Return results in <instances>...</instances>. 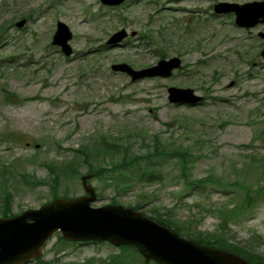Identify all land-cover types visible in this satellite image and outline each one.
<instances>
[{
    "label": "rangeland",
    "instance_id": "rangeland-1",
    "mask_svg": "<svg viewBox=\"0 0 264 264\" xmlns=\"http://www.w3.org/2000/svg\"><path fill=\"white\" fill-rule=\"evenodd\" d=\"M254 1L262 0H125L116 7L99 0H0V29L5 27L0 32V168L8 167L14 180L9 178L11 214L37 209L52 198L48 186H29L20 174L47 180L45 164L75 161L83 176L90 173L75 152L80 147L117 142L127 148L115 149L112 161L119 162L125 152L129 158L146 153L158 138L167 152L189 150L192 179L212 175L225 187L209 184L202 193L186 189L179 161L165 156L157 160L162 176L155 182L117 189L116 181L105 185L91 177L97 194L91 206L129 207L145 194L139 212L159 209L192 236L215 233L218 220L212 214L228 201L223 194L234 190L231 184L264 185L260 163L250 160L264 156V39L259 37L264 23L240 28L232 13L213 12L219 2ZM21 20L25 23L17 28ZM57 22L72 34L68 56L51 44ZM121 30L130 38L108 46L109 37ZM173 57L181 67L167 78L132 81L111 70L120 63L140 70ZM170 87L191 89L201 100L172 104ZM13 134L17 137L9 136ZM95 151L92 163L109 167L111 158ZM80 176L63 177L58 195H84ZM226 232L230 243L251 242L255 252L264 253L255 244L258 237L264 240V203ZM57 238L49 240L41 255L53 264L56 258L67 262L121 255L108 243L61 249Z\"/></svg>",
    "mask_w": 264,
    "mask_h": 264
},
{
    "label": "water",
    "instance_id": "water-1",
    "mask_svg": "<svg viewBox=\"0 0 264 264\" xmlns=\"http://www.w3.org/2000/svg\"><path fill=\"white\" fill-rule=\"evenodd\" d=\"M103 5L116 6L124 0H99ZM215 14L234 13L235 24L249 28L264 23V0L245 4L219 2L213 6ZM25 21L15 25L21 28ZM127 36L124 30L110 36L108 45L119 44ZM264 39V33H259ZM69 29L61 22L56 25L51 44L59 46L65 56L71 53L67 42ZM264 58V49L262 51ZM177 57L161 59L156 65L140 70L120 63L111 66L133 80L167 78L179 69ZM168 101L172 104H195L201 100L191 89L170 87ZM38 148V145L35 146ZM91 175L81 178L85 195L75 199H56L37 209H30L11 217L0 218V264H27L38 258L48 240L55 234L71 242H108L120 246H133L145 263L156 264H250L240 256L221 249L199 245L130 208L106 205L94 208L93 187L87 183Z\"/></svg>",
    "mask_w": 264,
    "mask_h": 264
},
{
    "label": "trees",
    "instance_id": "trees-1",
    "mask_svg": "<svg viewBox=\"0 0 264 264\" xmlns=\"http://www.w3.org/2000/svg\"><path fill=\"white\" fill-rule=\"evenodd\" d=\"M5 27L0 29L2 32ZM164 54V53H163ZM163 57V56H161ZM5 98H8L5 95ZM7 100V99H5ZM16 96V103L17 101ZM9 102V101H8ZM12 137H17L16 135H9ZM8 137V136H5ZM118 141V139H114ZM88 148L86 146H82L79 149L75 150V152L80 156L81 163H83L87 167V173L93 174V177L104 180L105 185H109L112 181L117 182V189H127L132 188L136 181L149 183L157 181L160 176H162L161 172L158 171L156 165H158V159H164L165 156L167 158H173L179 161L180 164V176L184 179L185 188H192L196 190L198 193H202L203 190H208L210 186L209 184H215L218 187H225V184L221 181V179L217 178L213 180L214 176L209 175L205 178L201 179H192L190 173V159L192 160L191 154L189 150L186 149H175L174 151L167 152L162 142L155 138L152 141V145L148 147V150L144 154L132 155L131 158L125 154L121 157L119 162L112 161V158L115 155V149L117 150H127L124 148V145L118 144L117 142H108L104 140L101 143V147L96 148ZM95 149H97L98 155L103 153L102 158L109 156L111 160H109L108 166L105 164H98L96 166L92 163L91 158L94 156ZM93 151V153H92ZM107 153V154H104ZM102 155V154H101ZM252 162H259V168L264 172V156L250 158ZM50 173V177L47 180H36L32 176H29L27 173H22L19 176L23 179L25 184L33 187L36 185H45L48 186L52 198L50 201L54 199H69L67 194L63 193L61 196L58 195L61 179L63 177H79L80 173H78L75 161L66 162L63 165L56 166L54 164H45ZM116 172V175L111 173ZM12 179L11 171L8 167L1 166L0 168V218H9L14 215L11 214L10 205L13 200V191L12 185L9 184L10 179ZM13 180V179H12ZM14 181V180H13ZM234 186V190L231 193L225 192L223 195L228 198L227 202L220 205L218 208H214L213 217L218 220V230L215 233H199L196 236H192L179 221L175 219L174 216L168 215L167 213L162 214L159 209L153 208L149 209L147 212H142V215L152 219L156 223L171 229L175 232H178L179 235L186 237L189 240L194 241L195 243L215 249L225 250L231 253H234L245 260H247L250 264H264V253L255 252L254 245L251 242L245 243H230L229 237H226V234L230 228V225H237L245 221V218L248 214H251L253 209L260 203H264V185L252 187L251 185H246L242 183L231 184ZM216 190L215 188H213ZM146 195L141 194L138 195V199L135 201L133 205H130L129 208L134 211H139L142 209L144 205V201L146 200ZM49 201V202H50ZM229 202V203H228ZM111 204H116L115 200L112 199ZM187 225V224H186ZM59 244L61 249H65L67 246H75V245H86V244H100V243H74L67 240L62 239L60 236L57 238V243ZM255 244H258L264 247V240L258 237ZM52 245L51 249H55L56 246ZM121 251V255H111L106 259H98V258H86L83 261H67L62 262L56 258L54 261L58 262L56 264H146L144 259L137 253L136 249L132 246H123L119 247ZM128 251H131L136 255V258L131 255L128 256ZM57 254V253H56ZM53 264L51 261L44 260L42 257L32 260L29 264ZM149 264H155L153 262H149Z\"/></svg>",
    "mask_w": 264,
    "mask_h": 264
}]
</instances>
